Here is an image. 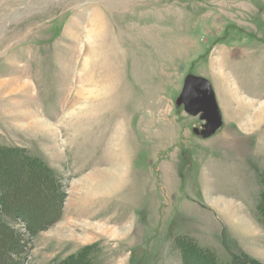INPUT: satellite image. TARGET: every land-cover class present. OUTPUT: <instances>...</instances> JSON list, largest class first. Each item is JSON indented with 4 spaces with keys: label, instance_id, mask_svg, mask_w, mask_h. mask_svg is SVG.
I'll return each mask as SVG.
<instances>
[{
    "label": "rangeland",
    "instance_id": "1",
    "mask_svg": "<svg viewBox=\"0 0 264 264\" xmlns=\"http://www.w3.org/2000/svg\"><path fill=\"white\" fill-rule=\"evenodd\" d=\"M0 264H264V0H0Z\"/></svg>",
    "mask_w": 264,
    "mask_h": 264
},
{
    "label": "water",
    "instance_id": "2",
    "mask_svg": "<svg viewBox=\"0 0 264 264\" xmlns=\"http://www.w3.org/2000/svg\"><path fill=\"white\" fill-rule=\"evenodd\" d=\"M177 107H182L204 121L202 128L195 127L194 133L202 138L213 136L224 125L223 115L215 90L210 80L203 76L189 74L185 78L183 91L176 99Z\"/></svg>",
    "mask_w": 264,
    "mask_h": 264
},
{
    "label": "trees",
    "instance_id": "3",
    "mask_svg": "<svg viewBox=\"0 0 264 264\" xmlns=\"http://www.w3.org/2000/svg\"><path fill=\"white\" fill-rule=\"evenodd\" d=\"M209 253H207V255H208Z\"/></svg>",
    "mask_w": 264,
    "mask_h": 264
},
{
    "label": "flooded vegetation",
    "instance_id": "4",
    "mask_svg": "<svg viewBox=\"0 0 264 264\" xmlns=\"http://www.w3.org/2000/svg\"><path fill=\"white\" fill-rule=\"evenodd\" d=\"M203 126V125H202Z\"/></svg>",
    "mask_w": 264,
    "mask_h": 264
}]
</instances>
